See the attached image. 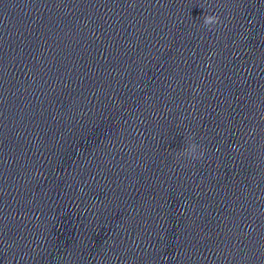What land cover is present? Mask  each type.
Listing matches in <instances>:
<instances>
[{
  "label": "water",
  "instance_id": "water-1",
  "mask_svg": "<svg viewBox=\"0 0 264 264\" xmlns=\"http://www.w3.org/2000/svg\"><path fill=\"white\" fill-rule=\"evenodd\" d=\"M0 264H264V0H0Z\"/></svg>",
  "mask_w": 264,
  "mask_h": 264
},
{
  "label": "clouds",
  "instance_id": "clouds-1",
  "mask_svg": "<svg viewBox=\"0 0 264 264\" xmlns=\"http://www.w3.org/2000/svg\"><path fill=\"white\" fill-rule=\"evenodd\" d=\"M219 22V16L216 14H208L203 16V23L204 26L209 27L212 25H215ZM198 145L195 143L190 144L187 149H185L183 152H180L177 154V158L180 156L189 157L192 159H199L203 157V152L197 151Z\"/></svg>",
  "mask_w": 264,
  "mask_h": 264
}]
</instances>
